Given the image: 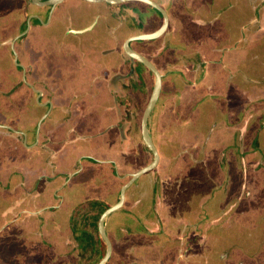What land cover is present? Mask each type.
I'll return each instance as SVG.
<instances>
[{"label": "rangeland", "instance_id": "obj_1", "mask_svg": "<svg viewBox=\"0 0 264 264\" xmlns=\"http://www.w3.org/2000/svg\"><path fill=\"white\" fill-rule=\"evenodd\" d=\"M3 1L6 3L13 1L12 4L17 2V0H2L0 4H3ZM259 1L262 2V6H260V16L256 17L251 8H254L255 3ZM131 6L137 14L140 12V15L145 18L144 25H140L138 31L141 33L154 31L157 23L159 24L157 14L160 13L140 0L120 3L64 0L59 5L58 19L73 23L74 26L78 23L86 24L95 19L98 21V26L94 31H88V34L97 32L99 27H101L99 32L102 33L106 24L104 17L109 11L124 7L131 8ZM178 9L175 14L181 16V4ZM190 16L197 17L195 14ZM259 18L262 19V23H258ZM203 19L201 25L193 22V25L188 28L186 25L190 23H184L186 28L181 35L179 34L178 40L167 37V34L165 38L153 42L157 46L164 47L169 39H172V43H180L182 39H187L188 42L185 45L193 46L187 51H194L193 53L177 55L173 52L174 54H171L169 58L162 56L157 58L158 56L150 55V59L157 63L158 67H166L167 73L173 69L179 72L185 69L184 67L197 68L205 65L199 60H196V63L193 62L195 50H200L207 59L206 77L195 86L188 82H196L193 78L194 74L191 75L190 80L185 75L182 78L175 71L164 76L163 90L152 112V128L158 141L161 161L155 169L144 173L127 189L125 205L129 202L127 205L129 211L140 218L136 217L138 219L136 220L135 216L123 207L114 211L108 219L107 229L114 242V253L107 264H264V159L261 161L258 156L251 155V158L247 157L242 162L238 153L233 150L230 139H222L223 133H221L225 130L227 122L233 121L236 108L227 103V95L229 94V98L233 96L238 98L240 90L257 88V82L264 78V1L249 0L248 3L243 0L239 3L230 1V3H224V7L212 19ZM123 36L125 37L126 33ZM152 40L154 39H144L139 43L144 45ZM39 43V40L35 41V45ZM158 60L161 62L160 66ZM7 65L9 66V62L6 64L0 62V71ZM139 67L146 73L145 66L139 65ZM185 71L189 73L188 69ZM248 77L251 78V86L245 85L248 83ZM201 88H204L205 93L212 91L217 102L211 98L204 101V109L199 107L197 111L195 109L190 111L189 104L196 102L192 100L199 96L197 93ZM187 89L192 94L187 96L188 99L183 96ZM47 92L52 97L55 94V100L60 104H67L71 98V104L77 108H79V99L91 95L86 90L72 89L47 90ZM151 92V89L144 90L145 100L144 97L139 96L142 100H140L141 103L138 102L139 118L137 117L132 127L124 125L121 104L119 115H116L122 126L119 135L112 129L107 132L106 137H95L89 142L85 140V145L89 143L84 148L87 152L86 156L92 158L84 157L81 162L82 157L78 158L79 166L81 164L83 171L71 184L73 183L72 187H75L78 179L84 184L81 185L82 187L77 185L72 192L73 201L80 200L81 197L87 198L90 195H84L85 193L96 190L97 194L86 200L92 198L100 201L99 208L97 207L100 213L107 203L111 205L117 201L118 188L123 186V181L129 178L120 177L122 173L127 175L125 168L135 172L148 163V159L141 158L135 162L133 152L121 154L119 151L112 150L100 152V149L96 152L95 149L104 138L111 139L115 136L118 139H124L125 146L126 140H130L125 128L126 131L132 128H135L137 132L140 131L139 120ZM5 94V91L0 93V101L7 108L6 110H12L19 120L37 119L31 123L38 122L39 117L28 112L36 105V100L34 102L30 94H25L23 90L16 91L10 97ZM194 94L196 95L193 96ZM37 102L39 103L38 100ZM238 107L242 111L243 106L238 105ZM36 108L41 111L43 106L41 108L36 106ZM259 108L264 111V106ZM182 114H188V116L182 117ZM1 118L3 119L0 115ZM104 119L105 117H102L101 120ZM114 119L111 117L107 121L111 122ZM82 122L83 120H78V127L85 129L87 124L85 121L83 124ZM257 122V117L252 118L246 128L252 130L254 127L257 130ZM44 124L41 132L44 131L46 140L35 150H27L26 154L21 153L22 147H19L21 144L12 142L14 134L0 128V264H18L17 259L21 257H26L25 261L30 262L45 258L43 249L38 247L41 245L34 234L32 236L35 238V244H27L31 235L26 233L27 228L15 221V214L27 207L35 211L51 206V203L56 202L54 193L52 194L53 188L59 187V193L64 194L66 200H69L70 186L68 183L66 186L62 184L67 180L70 168L63 166L65 174L56 182L53 181L52 176L61 167L54 169L55 166L49 162L53 153L61 156V154L66 155V152H61L63 147L56 148L57 145L51 143L54 121L47 120ZM60 128L64 132L68 130V126ZM224 133L229 136L227 132ZM8 135L11 137L10 140L7 139ZM110 136L113 137L109 138ZM223 140H226L225 143ZM256 140L260 143L259 149L262 150L260 152L264 157V131L258 132ZM6 142L9 146L7 149L4 147ZM136 143L140 147L143 145L139 136ZM133 146L129 144L128 148L132 149ZM191 148H194L193 154H196L194 162L184 154V151L187 149L191 151ZM6 151H11V154L8 155ZM129 151L132 150L129 149ZM71 155L77 156V154L68 156L71 157ZM104 156L129 161L124 164L120 173L117 172L119 174L116 177L113 175L110 177L108 174L112 171L109 168L110 164H104L101 161L105 158ZM38 157L40 160L35 161ZM7 158L8 162H6ZM95 159L100 161L96 163L98 166L94 163ZM260 162L262 166H258ZM131 174L132 172L128 173V176ZM155 186L157 188L159 186L160 195L154 196V190H157ZM10 192L12 195L8 196ZM38 195L39 198H37ZM16 199L17 201L12 203ZM199 206L201 216L209 211L217 215L220 221L218 222L217 218L214 220L215 218L204 216H202L204 221L201 220L198 217ZM4 210H10L8 214L10 216L1 214ZM229 212H231L229 216L220 218ZM144 216L147 217L144 218ZM198 220H201L199 225H197ZM94 226L96 227L95 223ZM146 227L150 233H147ZM82 251H84L82 256L84 254L90 258L95 256L93 258L95 263L100 258L98 250L91 256L88 255L87 250ZM52 255L56 257L57 253L53 252Z\"/></svg>", "mask_w": 264, "mask_h": 264}, {"label": "flooded vegetation", "instance_id": "obj_2", "mask_svg": "<svg viewBox=\"0 0 264 264\" xmlns=\"http://www.w3.org/2000/svg\"><path fill=\"white\" fill-rule=\"evenodd\" d=\"M156 1L167 9L170 15L169 26L161 36L155 38L151 42L142 45L139 41H143L144 39H137L131 42V46L140 53L146 55L148 58H150V55L153 57L158 56L157 58H160L161 56L170 57V55L174 53L177 55L185 54L187 52L193 53L194 51H187L188 48H193V46L188 47L185 45V43L188 42L187 39H182L180 43H172V39H169L167 41L168 43L165 44L164 47L157 46L156 43L153 44V42H157L163 37L165 38L167 34V37H174L178 40L185 29L184 23H188L184 17L192 19L196 22V24L201 25L202 20H204L201 16H204L205 20H210L215 16V14L212 16L209 11L201 12L196 6H194V0ZM12 2H4L3 4H0V62L4 64L9 62V66L7 65V67L0 71V93L5 91V95L10 97L11 95H14L16 91L23 90L26 93H33L35 95V99L38 100L39 94L35 89L43 90L44 92L41 95L39 104L46 107V109L43 113L41 112L42 114L38 118L37 123L39 124L42 116L51 108V111L42 122V126L45 125L44 123L47 121V118L50 119L52 117L51 119L54 121V129L52 132L53 136L51 137V140L53 139L54 141L52 140V142H54L55 145L58 144L64 148L66 144H69L68 142L75 141L76 139L78 140L79 138L83 139H81L83 154H79V157L76 156V161L75 158H73L72 163L69 161L64 163L63 154L60 156L58 153L52 154L54 161L49 157L50 164L55 166L54 169L58 166L60 167V164H62L61 169H59V171L52 176V178L55 181L57 180V182L59 177L65 174L64 167H70L71 165V169H74L73 172L69 171L67 174V180L63 184L66 186L67 183L71 184L73 177L79 174L75 173L77 171L81 172L82 170L81 164L79 166L78 158L82 157V159H80L81 162L84 159L83 155H87L84 148H86L89 143L85 145V140L89 142L95 137H104L107 132L112 129L119 135V130L122 126L119 124L118 116L116 115H119V106L121 104L123 105V107L121 106V109L123 112L122 118L125 122V127H132L131 125L136 123L139 115L138 102L141 103L142 101L139 96L141 95L145 100L146 97L143 92L147 89L150 90V70L147 69L146 73H144L140 67L138 68L139 65L144 66L145 64L131 57L124 49V43L130 36L141 33L138 30L140 25H144L145 18L140 15V12L137 14L132 6L131 8H119V10L109 11V13L104 17V19H106V24L103 30L104 32L100 33L99 30L101 27H99L97 32L88 34V31H94L96 29L98 21L93 19L89 23H78L77 26H74L73 23H67L65 20H59L58 11L61 2L57 3L55 6L52 4H38L32 2L31 0H17L15 4H12ZM172 3L181 4V16H177L175 14L177 10L171 11L168 9ZM148 5L160 13H156L159 24L157 23L155 30H158L164 23V15L154 6L150 4ZM260 6H262L261 1H259V3H255V7L251 8L257 16H260ZM12 13L13 15H11ZM192 14L197 16L196 19L195 17L190 16ZM112 18L115 19V23H113ZM93 23H95V25L92 29H88L84 32L73 31V29H82ZM189 25L190 24H187L186 27L188 28ZM250 26L251 25H249V27ZM125 33L126 36L124 37L123 35ZM37 40H39L40 43L35 45V41ZM16 53L18 55L17 59ZM195 53L193 62L196 63V60L202 61L205 63L204 66H199L197 68L195 66L189 68L184 67L185 69H181L179 72L177 69H173V71L179 73L182 78L184 75L187 76L189 80L191 79V75L194 74L193 78L196 79V82H188L197 86L206 77L205 70L207 68V59L204 58V55L200 50H195ZM137 63L138 65H136ZM186 69H188L189 73L185 71ZM173 71L169 70V73H166V75L172 73ZM163 74L165 76L164 72ZM247 81L248 83L245 85L251 86V78L248 77ZM256 86L257 88L250 87L240 90L238 98H235L234 96L229 98V94L226 97L228 98L227 103L232 104V107L236 108L233 121L227 122L225 130L221 131V133H223L222 139H230L233 150L238 153L242 162L244 159H247V157L251 158V155L258 156L261 161L264 159L263 154L260 152L262 150L259 149L260 143L256 140L258 132H261V130L262 132L264 131V111L259 108V106H264V78H261L257 82ZM61 89L86 90L91 95H87L79 99V108H77L71 104V98L68 100L67 104H60L54 100L55 94L53 97H50L46 93L47 90L56 91ZM198 94L199 96H196V99L192 100H196V102L191 103V105L189 104L190 111L192 109L197 111L199 107L200 109H204V101L211 100V98H214L217 102L212 91H210V93H205L204 88H201L197 95ZM191 95L192 94H190L188 89L183 94V96L187 99L189 98L187 96ZM195 95L196 94L193 96ZM43 96H45L44 99ZM51 102L53 103L52 107ZM238 105L243 106L241 108L242 111H240ZM144 110L139 120V132L135 131V128L127 131L125 128L126 134H129L130 137L129 141H125L126 146L129 147V144L134 145L132 151L134 153L133 156H135V162L139 158L147 159L150 154L151 157L148 161L151 162L154 158L153 152L145 144L143 139L142 117ZM8 112V115L4 112L0 113L3 117V119H0V123L4 124L0 125V128L14 134L12 139L10 135H8V140L11 139L15 144H24L26 133L27 140L29 139L30 141L28 144L29 147L32 143H34V141H40V135L44 133L40 132L39 138H37L38 140H33V138H30V135H28L29 121H25V119L19 120L17 118L18 116L13 114L12 110H8ZM184 116L186 117L188 114H182V117ZM102 117H105L103 121L101 120ZM111 117H114L115 119L111 122L107 121L108 118ZM255 117L258 118V122L256 123L258 129L255 130L254 127L252 130L251 128H246V126L250 124L251 119ZM79 119H83L87 125L85 126L83 132L79 131L76 138H70V132L75 129L72 126L70 128L68 127L66 135L64 132L63 134H60V127L65 128V126L67 127L69 124L68 122L72 121L73 123L76 120L78 125ZM151 129L153 131L152 121ZM224 132H227L229 136H227ZM35 133H37V127ZM154 134L155 133L153 131V135ZM138 136L143 142L141 147L137 145L138 143H136L138 142ZM154 140L159 148L155 135ZM225 141L226 140H223L224 143ZM122 142L124 146V139H122ZM111 146V140L108 143L105 141V144L102 142L100 147L97 146V149H100V152L110 151L111 149L105 148H109ZM19 147H21V145ZM193 150L194 148H191V151L189 149L184 151V154L187 158L192 159V162L196 160L194 157L196 154H193ZM71 157L74 156L71 155ZM89 157L92 158L91 156ZM104 157L105 158L101 159V161H103L102 163L115 165L116 168H114L115 171L113 174L115 177L121 172L120 170H122L124 164L129 161L128 159L120 160L121 158H117V161L111 162L112 158L106 156ZM73 161H75V163H73ZM98 162L100 161H97L96 159L94 160L95 164ZM261 164L262 163L260 162L258 166H262ZM194 165L197 166V164ZM77 166L79 167L75 168ZM117 167H119V169L121 167V169L118 170ZM128 173H126L127 175L122 173L120 177L131 176H128ZM121 188L122 186L119 189L121 190ZM57 190H55L56 196H54L56 202L51 203V206H48L45 209L43 208V210L41 209L35 211L27 207L24 208L23 211H19L18 214H15V221L19 222L24 228H27L26 233H30L31 235V238H29L30 241L27 242V244H35V238L32 236L34 234L35 237H37L36 240L41 245L38 247H41L43 249V253L45 254V258L39 261H25L26 257H21L20 259H17V263L98 264L100 259L95 263L93 261L95 256L91 258L85 254L82 256V253L84 252L82 250H87L89 253L88 255L91 256L92 254H96V251L102 248V245L99 243V238H96L98 232L94 226V221L99 214L98 208L101 202L96 199L86 200L89 197H84L82 200L75 199V201H73L71 199L73 198L71 193L68 202L64 197V194L58 193ZM13 191L14 189L12 192ZM158 194L160 195L159 186L157 190H154V196H157ZM10 195H12V193L8 194V196ZM20 196H22V194ZM24 196L26 197V195ZM37 198H39V195ZM16 201L17 199L13 200L12 203ZM8 202L11 204L10 200H8ZM197 209L199 212L198 217H200L201 220H203L202 216L217 218V215H214L209 211L201 216V207L199 206ZM10 212V210H4L1 214L8 215ZM12 212L15 213V211ZM102 212L99 216H101ZM129 212L135 216L133 214L134 212ZM230 213L231 212L225 213L220 218L227 217ZM136 217L140 218L139 216H135V218ZM145 217L147 216H144V218ZM136 220L138 219L136 218ZM201 220L197 221V225L201 223ZM146 231L150 233L148 227H146ZM119 232L122 233V231ZM32 237L34 239H32ZM83 239H85V241ZM53 252L57 253L56 257H53ZM60 256H62V258H60ZM73 258L76 261H74Z\"/></svg>", "mask_w": 264, "mask_h": 264}, {"label": "water", "instance_id": "obj_3", "mask_svg": "<svg viewBox=\"0 0 264 264\" xmlns=\"http://www.w3.org/2000/svg\"><path fill=\"white\" fill-rule=\"evenodd\" d=\"M31 1L34 2V3H38V4H52L53 6H55L57 3L62 2L63 0H46V1L31 0ZM89 1H94V2L106 1V2H109V3H120V2H124V1H128V0H89ZM140 1H143L145 3H148V4L152 5V6H154L156 9H158L164 15V23L158 30H155V31H152V32L134 34V35L130 36L129 38H127L125 43H124V49L126 50V52L131 57L143 62L155 74L154 87L152 89V93H151L150 99H149V101H148V103H147V105L145 107V110H144V113H143V117H142L143 139H144L145 144L153 152L154 158H153V160L151 162L146 164L144 167H141L139 170L135 171L132 174L131 178L122 186L119 200L116 203H114V204L110 205L109 207H107L102 212V214L100 216V219H99V231H100L101 235L103 236V238L107 242V249H106L105 255L100 259L98 264H106V262L112 256L113 250H114V244H113V241H112L111 237L108 234V229H107L108 219L110 218V216L112 215V213L114 211H117V210L121 209L124 206L125 200H126V196H127V189L137 179H139V177H141L144 173L155 169L160 164V161H161V153H160L159 148H158V146H157V144H156V142L154 140L153 131L151 129V121H152V112H153L156 104L158 103V100H159V98L161 96V92L163 90V77H164V74L159 69V67L150 58H148L143 53H140L138 50L134 49L131 46V42L134 41V40H137V39H155V38H158L159 36H161L166 31L167 27L169 26L170 15H169L167 9L162 4L157 2L156 0H140ZM94 25H95V23L91 24L88 27L82 28V29H78V30L77 29H73V31L74 32H84V31H86L88 29H92ZM17 58H18V55L16 53V59ZM35 90L38 92V94H39L38 95V100H40L41 95L43 94V90H40V89H35ZM52 105H53V103L51 102V107H52ZM50 111H51V108L47 111L46 114H44L42 116V118L39 121L38 129H37V138H39V135H40V132H41L42 122L44 121V119L46 118V116L49 114ZM0 125H4V124L0 123ZM9 127L12 128L11 126H9ZM25 137H26L25 141H27V134L26 133H25Z\"/></svg>", "mask_w": 264, "mask_h": 264}, {"label": "crops", "instance_id": "obj_4", "mask_svg": "<svg viewBox=\"0 0 264 264\" xmlns=\"http://www.w3.org/2000/svg\"><path fill=\"white\" fill-rule=\"evenodd\" d=\"M230 1L231 2H235V3H239V1L240 0H222V1H220V0H195L194 1V6H196L197 7V9H199L201 12H203V11H210L211 13L212 12H214V14L216 15L217 13H218V11L222 8V7H224V3H230ZM245 3L247 2L248 3V1L249 0H243ZM255 1V0H254ZM249 5V4H248ZM178 7H179V4L178 3H172L171 4V6L168 8L169 10H171V11H176L177 9H178ZM212 15H213V13H212ZM202 18H205V17H203V16H201ZM257 17H259V16H257ZM186 20H187V22L188 23H190V25L189 26H192L193 25V20L192 19H189V18H186V17H184ZM254 18H256V17H254ZM196 19V18H195ZM112 20H113V23H115V19L114 18H112ZM196 21V20H195ZM257 21H258V23H262L263 21H262V19L261 18H259V19H257ZM186 28V27H185ZM167 58H169L168 56H167ZM158 63H159V66H160V61L158 60ZM157 64V63H156ZM162 71H164V73H165V75H166V73H167V71H166V67H162V66H160L159 67ZM55 100V99H54ZM37 110V109H36ZM39 112H40V110H38V111H36V113L39 115ZM43 113V112H42ZM41 113V114H42ZM36 114V115H37ZM41 114H40V116H41ZM47 120H51V119H48L47 118ZM80 121L81 120H83V119H79ZM27 123V122H26ZM69 123V125L70 126H72V127H74L75 129L73 130V131H71L70 132V138H75V137H77V135L79 134V131L81 132H83L84 131V129H83V127H81V128H79L78 126L79 125H77V120L76 121H74L73 123H72V121H70V122H68ZM84 123V120H83V122H82V124ZM45 126V125H44ZM68 126V125H67ZM69 127V126H68ZM54 129V128H53ZM56 129V128H55ZM77 129V130H76ZM76 130V131H75ZM61 131V130H60ZM51 132H53V130L51 131ZM63 132H64V130L63 131H61L60 132V134H63ZM43 133H44V131H43ZM64 134L66 135V132H64ZM29 135V134H28ZM32 136H30V138H33V136L35 137V139H37V133L35 134V135H33V134H31ZM52 136H53V134H51ZM51 136V137H52ZM113 136H115L114 134H113ZM113 136H110L109 138H111V137H113ZM106 137V136H105ZM40 138L41 139H39L40 141H38V142H36V141H34V143H32L31 144V146H30V148H28L29 146H27V141H24V144H21V147H22V152L21 153H25L26 154V151L27 150H29L30 149V151H32V150H35L36 148H38V147H40V145L42 146L43 145V143H44V141L46 140V138L47 137H44V134H42V135H40ZM81 139L82 138H79L78 139V141H77V139L75 140V141H72V142H68L69 144H66V146L64 147V148H62L61 149V152H63V151H65L66 152V155L64 156L63 155V157H64V163H67L66 161H69L70 163H72V159L73 158H75V161H76V156L75 157H69L68 155L69 154H83V149L81 148L82 146H81ZM53 140V139H52ZM83 140V139H82ZM112 141V146H111V150L112 151H114V152H120L121 154H126V153H131V152H133V151H129V149L130 150H132L131 148H126V147H128V146H123V142H122V139H118V138H116V136H115V138H111V139H106V138H104L103 139V143L105 144V141H106V143H108L109 141ZM54 141V140H53ZM126 141H128V140H126ZM30 141H29V139H28V143H29ZM101 142V143H102ZM26 143V144H25ZM51 143H52V141H51ZM54 143V142H53ZM52 143V144H53ZM100 143V144H101ZM100 144H99V147H100ZM141 144H143V142L141 143ZM53 145H55V144H53ZM56 146V145H55ZM4 147L7 149L9 146L7 145V142L5 143V145H4ZM60 148L61 146L60 145H58L57 144V146H56V148ZM5 148H3V150H5ZM40 150H41V148L38 150V153L40 152ZM95 151H98V149H95ZM124 151V152H123ZM59 152V151H58ZM6 153L8 154V155H10L11 154V151L10 152H8V151H6ZM69 153V154H68ZM30 154V153H29ZM62 155V154H61ZM26 156V155H25ZM78 156V155H77ZM79 157V156H78ZM83 157H87L86 155L84 156L83 155ZM10 158V157H9ZM112 158V161L111 162H115V161H117V158L116 157H111ZM147 159L148 160H150V157H149V155H148V157H147ZM40 160V158L38 157V158H36L35 159V161H39ZM9 161V159L7 158L6 159V162H8ZM75 161H73V163H75ZM61 167V166H60ZM71 165H70V170H71V172H73L74 171V169H71ZM79 166H77V167H75V168H78ZM97 167V166H96ZM5 168V167H4ZM101 168V167H100ZM109 168L112 170L111 172L109 171V175H110V177L114 174V171H115V169L114 168H116L115 167V165L114 164H110V166H109ZM119 167H117V169H118ZM120 169H121V167H120ZM119 169V170H120ZM59 171V170H58ZM82 171L83 170H81V172H79V171H77L75 174H77V173H79V174H77L75 177H73V182L77 179V177L82 173ZM125 173H128V172H134V171H132L131 169H129V168H125ZM111 173V174H110ZM55 175V174H54ZM113 176H115V175H113ZM124 178V177H123ZM53 179V178H52ZM106 180V179H105ZM53 181H55V180H53ZM110 181V180H109ZM127 181V179L125 180V181H123V184L125 183ZM56 182H57V180H56ZM84 183H83V181H80L79 179H78V181H77V183L75 184V187H72V185H73V183L72 184H69V186H70V193H71V196L73 195V193L72 192H74V190H75V188H76V186L77 185H79V186H81V185H83ZM63 185V184H62ZM57 189H59L58 187H57ZM56 188H53V191H52V194L54 193V196H56V194H55V190H57ZM110 189H114V188H110ZM58 191V193H59V190H57ZM118 191H119V188H118ZM99 193V192H98ZM95 194H97V192H96V190L95 191H92V192H88V193H85L84 195H90V196H93V195H95ZM100 195V194H99ZM90 196H88V197H90ZM84 197H81V199L80 200H82ZM149 198H150V196H149ZM148 198V199H149ZM92 199V198H91ZM127 200V199H126ZM59 201V200H58ZM127 202V201H126Z\"/></svg>", "mask_w": 264, "mask_h": 264}, {"label": "trees", "instance_id": "obj_5", "mask_svg": "<svg viewBox=\"0 0 264 264\" xmlns=\"http://www.w3.org/2000/svg\"><path fill=\"white\" fill-rule=\"evenodd\" d=\"M144 65V64H143ZM148 70H150V89L152 90V88H153V85H154V82H155V74H154V72L149 68V67H147L146 65H144ZM25 94H30L31 95V97H32V99H33V101L35 102V95L33 94V93H31V92H29V93H26L25 91H23ZM46 93H48L47 91H46ZM48 96H50V97H52V95L50 94V95H48ZM45 98V96H43V99ZM36 106H39L40 108L42 107L38 102H37V100H36V105H35V107H32L28 112H30L31 113V115H35V114H37L36 113V111H38V110H36L37 108H36ZM7 108H5V106H4V104L0 101V113H5L6 115H8V110H6ZM46 109V107H43L42 108V110L40 111V112H44V110ZM15 110H17V109H15ZM18 111V110H17ZM37 116L38 117H40V115H38L37 114ZM34 120H37V119H28V121H29V125H28V128H30V129H28V133H29V135L30 134H32L33 133V135H35V131H36V127H37V123L35 122V123H31V122H33ZM21 124H22V121H21ZM33 140H35V137L33 136ZM120 189H119V191H118V194H117V200L120 198ZM110 204L109 203H107V205L102 209V211H104L108 206H109ZM101 211V212H102ZM100 212V213H101ZM100 213L98 214V217L95 219V221H94V223L96 224V230H97V232H98V235H97V237L96 238H99V243H100V245H102L101 247V249H99L98 250V252H99V254H100V258L99 259H101V257L102 256H104V254H105V252H106V249H107V242H106V240L103 238V236L101 235V233H100V231H99V227H98V222H99V215H100ZM208 218H210V216H208ZM249 232V231H248ZM92 237V236H91ZM84 241H85V239H83ZM107 264V263H106Z\"/></svg>", "mask_w": 264, "mask_h": 264}, {"label": "clouds", "instance_id": "obj_6", "mask_svg": "<svg viewBox=\"0 0 264 264\" xmlns=\"http://www.w3.org/2000/svg\"><path fill=\"white\" fill-rule=\"evenodd\" d=\"M155 64H156V63H155ZM156 65H157V64H156ZM157 66H158V65H157ZM159 69H160V68H159ZM160 70H161V69H160ZM161 71H162V70H161ZM162 72H163V71H162ZM43 92H44V91H43ZM151 93H152V92H151ZM150 96H151V95H150ZM38 101H40V100H38ZM28 144H29V143H28V140H27V146H28ZM148 163H149V161H148ZM148 163H146V164H148ZM138 170H139V169H138ZM132 174H133V173H132ZM132 174H131V176H132ZM131 176H129V178L127 179V181L131 178ZM127 181H126V182H127ZM126 182H125V183H126ZM125 183H124V184H125ZM124 184H123V185H124ZM126 197H127V196H126ZM126 199H127V198H126ZM118 200H119V199H118ZM118 200H117V201H118ZM117 201H116V202H117ZM126 201H127V200H125V203H126ZM116 202H115V203H116ZM128 204H129V202H128ZM128 204H127V205H128ZM111 205H112V204H111ZM127 205L124 204L123 207H124L125 210L129 211ZM109 206H110V205H109ZM109 206H108V207H109ZM123 207H122V208H123ZM110 217H111V216H110ZM99 219H100V218H99ZM214 220H216V218H215ZM217 221L219 222L220 220H218V218H217ZM217 221H216V222H217ZM139 223H140V222H139ZM147 233H148V232H147ZM113 244H114V242H113ZM113 253H114V250H113ZM104 255H105V254H104ZM112 255H113V254H112ZM102 257H103V256H102ZM102 257H101V258H102ZM110 258H111V257H110ZM108 261H109V260H108ZM108 261H107V262H108ZM107 262H106V263H107Z\"/></svg>", "mask_w": 264, "mask_h": 264}]
</instances>
